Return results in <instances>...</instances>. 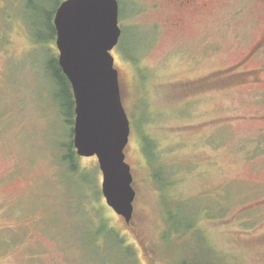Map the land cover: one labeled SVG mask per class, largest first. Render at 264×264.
Segmentation results:
<instances>
[{
  "label": "rangeland",
  "instance_id": "rangeland-1",
  "mask_svg": "<svg viewBox=\"0 0 264 264\" xmlns=\"http://www.w3.org/2000/svg\"><path fill=\"white\" fill-rule=\"evenodd\" d=\"M184 1L116 0L125 223L72 145L56 0H0V264H264V0Z\"/></svg>",
  "mask_w": 264,
  "mask_h": 264
},
{
  "label": "water",
  "instance_id": "water-1",
  "mask_svg": "<svg viewBox=\"0 0 264 264\" xmlns=\"http://www.w3.org/2000/svg\"><path fill=\"white\" fill-rule=\"evenodd\" d=\"M57 65L74 102L72 144L80 157L97 159L106 205L129 223L135 192L125 162L129 121L120 97L111 50L117 45L116 0H64L52 20Z\"/></svg>",
  "mask_w": 264,
  "mask_h": 264
},
{
  "label": "trees",
  "instance_id": "trees-1",
  "mask_svg": "<svg viewBox=\"0 0 264 264\" xmlns=\"http://www.w3.org/2000/svg\"><path fill=\"white\" fill-rule=\"evenodd\" d=\"M40 1H42V0H40ZM58 0H56V2H57ZM27 2H29V1H27ZM62 2V1H61ZM61 2H57V4H56V7H58V5L61 3ZM56 9V8H55ZM55 11V10H54ZM53 14H54V12H53ZM40 18H42V17H40ZM47 19H48V17H47ZM52 19V18H51ZM40 22V21H39ZM40 24H41V22H40ZM49 29L52 31V33H53V35H54V33H55V31H54V28H53V26H52V24H49ZM53 76H54V80H55V82L57 83V85L59 86V88H60V94L62 95L63 93H64V89H65V86L66 87H68V89H69V84H68V82H67V79L64 77V75L61 73V70H60V68L58 67V65H57V62H56V60H54L53 61ZM72 105H73V101H72ZM73 149V148H72ZM102 227V229H105V226H104V224H103V226H101ZM110 229V228H109ZM110 230H112V232L113 233H116L118 236H119V234H118V232H116L115 230H113V229H110ZM117 235H116V237H117ZM179 239V238H178ZM200 242H201V240L199 239V238H197ZM121 241L119 242V243H123V240L122 239H120ZM201 245H202V242H201ZM125 253H126V255H127V257H129L130 259H132L133 260V257H132V253H131V251L128 249V248H125ZM200 253H198V251L195 253V255L194 256H197L198 257V259H201V257L202 256H198ZM205 256H203V258H204ZM182 258H183V261L184 262H187V258H185V255H182ZM206 260H207V257H205L204 258V261H205V264H208V263H206Z\"/></svg>",
  "mask_w": 264,
  "mask_h": 264
},
{
  "label": "flooded vegetation",
  "instance_id": "flooded-vegetation-1",
  "mask_svg": "<svg viewBox=\"0 0 264 264\" xmlns=\"http://www.w3.org/2000/svg\"><path fill=\"white\" fill-rule=\"evenodd\" d=\"M184 2H185V4H188V3H190V2L194 3L195 0H186V1H184Z\"/></svg>",
  "mask_w": 264,
  "mask_h": 264
}]
</instances>
